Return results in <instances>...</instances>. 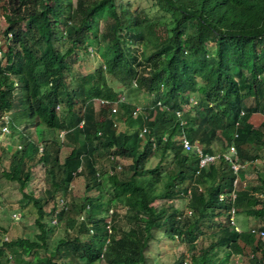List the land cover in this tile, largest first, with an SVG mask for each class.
<instances>
[{
    "label": "trees",
    "instance_id": "obj_1",
    "mask_svg": "<svg viewBox=\"0 0 264 264\" xmlns=\"http://www.w3.org/2000/svg\"><path fill=\"white\" fill-rule=\"evenodd\" d=\"M155 2L169 14L161 24L162 16L116 0H7L0 127L12 109L22 110L26 125L1 176L23 189L40 163L45 181L36 194H26L36 209L33 237L2 240L0 264L142 263L158 228L191 244L189 260L182 250L171 264H235L236 255L247 264H264V236L250 232L240 218L239 231L229 219L235 204L237 214L256 217L264 228V0ZM100 40L102 61L93 71L77 72V48L89 53ZM134 90L150 95L149 104L134 102ZM120 95L125 99L113 112ZM136 106L141 111L134 114ZM255 113L262 114L256 126L250 120ZM8 124L14 128L10 119ZM40 125L56 136L39 138L33 128ZM184 135L208 152L233 144L241 162L257 164L238 170L234 186L230 163L220 158L201 167L199 156L184 148ZM63 146L70 150L61 159ZM102 155L109 168L98 165ZM119 158L129 162L117 168ZM79 176L85 191L98 190L99 196L72 194ZM157 199L163 202L157 205ZM120 207L127 227L119 222ZM51 224L59 229L56 238H49ZM29 254L32 260L25 258Z\"/></svg>",
    "mask_w": 264,
    "mask_h": 264
},
{
    "label": "rangeland",
    "instance_id": "obj_2",
    "mask_svg": "<svg viewBox=\"0 0 264 264\" xmlns=\"http://www.w3.org/2000/svg\"><path fill=\"white\" fill-rule=\"evenodd\" d=\"M118 2H123L128 4L131 9H143L147 12L151 17L152 16H162L159 20L160 24L165 20H168V13L165 12L158 4H156L155 0H116ZM1 5V14H0V44L3 48L6 47L4 43L3 35L1 34V30L5 25V19L3 14L7 11V0H0ZM105 19H102L100 23V28H103ZM159 26V24L157 25ZM156 26V27H157ZM105 41L100 40L98 43H93L89 46V53H83V51L79 48L76 50V54L73 61V68L79 73H87L93 71L98 63L102 61L105 56V51L103 46ZM139 46V49H143L144 47L141 44H136ZM132 100L138 104L146 105L149 104L151 100L150 95L144 94L142 91L134 90L132 91ZM58 110L59 115L65 119L68 118V113L63 110V107L60 105ZM76 109H79V104H76ZM9 119L14 123V128L9 125V131L0 135V226L5 230L0 229V242L7 238L15 237L17 235H24L28 237H33L34 232L36 231V227L33 223L34 217L36 215V209L33 206L32 202L28 199L26 194L33 193L36 194L38 190L44 185L45 181V171L42 164H37L33 168V173L31 179L25 184L24 188L21 189L19 184L13 180L6 179L1 176V171L3 169H7L10 165V154L17 147L20 148L21 143L19 141V131L20 128L16 127V123H22L26 125L24 121V114L22 110L12 109L7 113ZM262 119V114L255 113L250 118L253 124L256 126L259 124ZM125 125V122H118V129H122ZM57 134L54 133L53 129H49L46 126H39L37 128V136L39 138H50L55 137ZM20 145V146H19ZM70 150L69 146H63L60 158ZM129 162L126 158H119V163L121 165ZM98 165L101 168H109L110 163L108 162L106 156L102 155L99 157ZM57 177H61L62 171L61 166L57 165L56 167ZM246 177L251 181L253 178L251 173H247ZM71 192L76 195L78 198H81L86 193L99 196L98 190L85 191L84 188V180L82 176L76 177L71 183ZM109 190L107 185L102 188L103 196H108ZM176 203L178 200H174ZM163 202V199H157L156 204L160 205ZM183 205V203H181ZM119 212L121 215L119 217V222L122 226L127 227L130 225V222L126 220L123 216L124 208L120 207ZM109 218V216H107ZM242 219L245 222H248L249 225H255L258 220L256 217L246 216L245 214H237V222L238 219ZM77 225L74 227V231H77ZM50 237L52 236L56 238L57 232L59 231L56 224H51L50 227ZM154 237L149 241L148 247L145 249V260L142 263L136 264H171L173 260L178 256L180 251L185 252V259L189 260L191 254V244H186L180 242L178 238L170 239L168 238L163 228H158L153 230ZM82 238L88 237V235H81ZM53 238V239H54ZM208 242V239L205 240V243ZM51 245H48V250L51 249ZM42 254L43 250L39 249ZM11 252L7 250V255ZM219 254H222L219 251ZM25 258L28 260H32L33 257L31 254L25 255ZM22 260L16 259L13 261V264H21ZM235 264H247L244 260L243 256L236 255L234 259ZM94 264H107L105 261L96 262Z\"/></svg>",
    "mask_w": 264,
    "mask_h": 264
},
{
    "label": "built area",
    "instance_id": "obj_3",
    "mask_svg": "<svg viewBox=\"0 0 264 264\" xmlns=\"http://www.w3.org/2000/svg\"><path fill=\"white\" fill-rule=\"evenodd\" d=\"M124 99H125V97L123 95L119 96V98L116 100V102H114V105L112 106V111L113 112L117 111V108H118L117 104H119ZM99 100L101 102H108L109 101L108 99H102V98H100ZM59 107H60V105L58 104L56 106V108H59ZM140 111H141V107L140 106H136L134 108V110H133V113L136 114V113H138ZM177 114H180L179 110L177 111ZM1 120H4V123L0 127V135H3L4 133H7L9 131V124H8L9 117L7 116V114H4V115H2ZM82 123H83V121H81L80 124H82ZM115 124H117V123H115ZM145 130H146V128L143 127L140 130L139 135H142ZM64 132H65V130H60L59 131V136L61 138L63 137ZM99 133H100V131H99ZM182 143H183V146H184V148L186 150H192L199 156V165L201 167L202 166H207L209 163H213L217 159L222 158V159H224V160H226L227 162L230 163L232 169L237 174L238 170L246 167L248 164H251V163L253 165H256L257 164L256 162L258 161L257 159H249V160H245V161L241 162L239 157H238L237 149H236L235 145H233V144L228 145L223 150H219V151H216V152H208V151H205L203 149V147L201 146L200 143H198V141L191 142L185 135L182 136ZM40 150H42L41 146H40ZM116 167L120 168L121 164L118 163ZM239 180H240V177L237 174L234 177V180H233L234 186H237L239 184ZM243 183H245V181ZM259 195L263 196L264 192H259ZM219 198L223 199L224 198V194H222V193L219 194ZM231 198H232V200L235 198V191L234 190L231 193ZM59 206L60 207L65 206V200L63 198L59 199ZM86 208H89L88 204L86 205ZM110 210H112V209H110ZM236 216H237V208H236V205L233 204L231 206V209H230L229 219H230V222L232 224H234L235 228L240 231L241 228L237 224ZM84 218H85L84 213L79 214V216H78L79 221H82ZM55 221H56V219L54 218L53 222H55ZM108 221H109V219H108ZM249 230L252 233H256V234H259L260 236H264V228H261L258 225L250 226ZM93 232H94V229L92 227H89V233L93 234ZM108 241H109V238L106 239V242H108ZM103 249L104 250L106 249V244L104 245ZM6 264H11V263L8 261Z\"/></svg>",
    "mask_w": 264,
    "mask_h": 264
},
{
    "label": "crops",
    "instance_id": "obj_4",
    "mask_svg": "<svg viewBox=\"0 0 264 264\" xmlns=\"http://www.w3.org/2000/svg\"><path fill=\"white\" fill-rule=\"evenodd\" d=\"M15 126L21 128V127H23V122H22V123H16ZM38 127H39V126H38ZM38 127L33 128V129L35 130L36 134H37V128H38ZM218 151H219V150H218ZM259 192H262V191H259ZM247 225H248V226H251V225H249L248 223H247ZM255 225H258V222H257Z\"/></svg>",
    "mask_w": 264,
    "mask_h": 264
}]
</instances>
